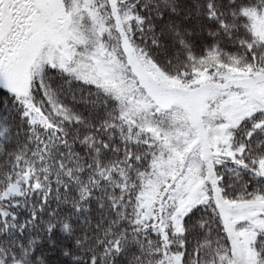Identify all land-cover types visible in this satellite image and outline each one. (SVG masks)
Here are the masks:
<instances>
[{"label":"snow or ice","instance_id":"obj_1","mask_svg":"<svg viewBox=\"0 0 264 264\" xmlns=\"http://www.w3.org/2000/svg\"><path fill=\"white\" fill-rule=\"evenodd\" d=\"M0 264H264V0H0Z\"/></svg>","mask_w":264,"mask_h":264}]
</instances>
